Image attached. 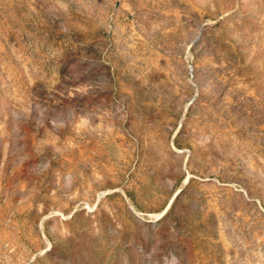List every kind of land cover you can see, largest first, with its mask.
<instances>
[{"label":"rangeland","instance_id":"rangeland-1","mask_svg":"<svg viewBox=\"0 0 264 264\" xmlns=\"http://www.w3.org/2000/svg\"><path fill=\"white\" fill-rule=\"evenodd\" d=\"M0 264H264V0H0Z\"/></svg>","mask_w":264,"mask_h":264},{"label":"water","instance_id":"water-1","mask_svg":"<svg viewBox=\"0 0 264 264\" xmlns=\"http://www.w3.org/2000/svg\"><path fill=\"white\" fill-rule=\"evenodd\" d=\"M167 209H168V208H167ZM167 209H166V210H167Z\"/></svg>","mask_w":264,"mask_h":264}]
</instances>
